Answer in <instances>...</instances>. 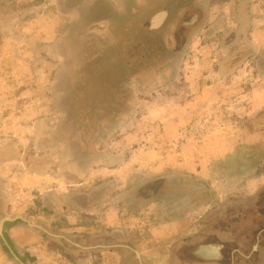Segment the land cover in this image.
Here are the masks:
<instances>
[{
  "label": "rangeland",
  "instance_id": "obj_1",
  "mask_svg": "<svg viewBox=\"0 0 264 264\" xmlns=\"http://www.w3.org/2000/svg\"><path fill=\"white\" fill-rule=\"evenodd\" d=\"M122 1L120 12L109 11L118 19L106 24H98L95 0L0 3V18L17 17L11 26L0 23V30L7 28L0 39V139L16 140L27 158L53 155L63 165L60 170L69 173V178L36 185L31 165L22 162L23 176L7 181L12 183L4 194L9 210L0 213L30 216L48 193L61 207L50 213L51 224V217L66 220L63 228L55 229L76 235L84 213L70 207L67 197L104 186L107 206L91 218L142 220L126 229L148 242L143 248L150 262L166 264L181 238L190 236L195 242L202 229L188 223L211 211L182 216L181 224L171 229L179 236L156 243L162 250H152L149 236L175 217L159 207L134 210L119 204L117 197L138 178L170 173L175 180L209 189L220 204L237 195L234 202L254 200L250 192L264 183V0H206L193 22L188 19L192 27L184 26L183 14L176 17L180 0H141L136 13L128 9L135 3ZM168 8L165 24L154 25ZM33 21L40 32L37 39L34 25L28 24ZM258 25L261 32L254 42L249 33L253 27L259 30ZM134 41L138 50L132 52ZM245 162H252L258 172L240 181L236 191L228 189V173L241 172ZM17 167L11 165V178ZM53 229L49 226L47 232ZM39 244V264H70L72 253L67 258L64 246L44 236L22 249L34 252ZM11 251V258H0V264H20L15 249Z\"/></svg>",
  "mask_w": 264,
  "mask_h": 264
},
{
  "label": "crops",
  "instance_id": "obj_2",
  "mask_svg": "<svg viewBox=\"0 0 264 264\" xmlns=\"http://www.w3.org/2000/svg\"><path fill=\"white\" fill-rule=\"evenodd\" d=\"M24 1L26 4L30 3L32 0H18L17 2H13L11 0H0L1 4H6L11 6L15 3H21L23 4ZM93 0H86V2H92ZM141 0H126L128 3H135L136 6L131 5L128 9H130V12H139V9L137 6H139V2ZM178 0H162L163 3H170ZM180 7H175L174 12L176 14V17L187 16L190 12L195 13L192 7L199 8L203 6V4L206 2V0H184L181 1ZM187 2V4H185ZM95 3H99L98 8V18L99 22L98 24H106L108 21H115L118 19L119 15H117L115 12H109L111 9H116L117 11H121L123 7V1L122 0H95ZM106 4H109L113 6V8H110L108 6L106 8ZM101 5V6H100ZM104 5V6H103ZM126 5V4H125ZM13 6V5H12ZM95 8H91L89 11V15L93 14ZM134 9V10H133ZM166 16L164 17V22L160 23L159 26L162 24L164 25L166 20L170 17V9H165ZM28 13V12H25ZM30 13V12H29ZM242 15L246 19L248 14L245 13V11H242ZM17 18L14 16H2L0 18L1 21L8 22V26H11L12 19ZM84 20V17H82ZM92 21V20H91ZM33 22H28L30 25H34V28L36 29V24H33ZM1 24V26L3 25ZM261 24V23H260ZM13 28V26H12ZM89 28V27H85ZM260 26L258 25V29ZM7 28H1L0 30V39L1 36L6 34ZM36 29L34 32H32V35L36 38L37 35L40 32H37ZM243 32V31H242ZM261 29L257 30V27H253L251 32L249 33L252 35V40L255 42L259 40L257 39V35H260ZM37 39V38H36ZM133 42V41H129ZM130 46H134L132 50L137 51L138 50V43L134 41V43L130 44ZM121 48V47H120ZM257 48V47H255ZM260 49V48H257ZM259 66H262L261 63H259ZM133 75V74H131ZM134 80V79H133ZM136 80V79H135ZM117 89H115L116 91ZM121 92L122 90H118ZM264 95V93H263ZM18 128H20V124L14 125ZM9 126L5 123H2V128L6 130ZM9 129V128H8ZM10 139L8 138H2L0 139V209L1 211L9 210V203L6 197H4V194H6V190H10L12 183H8L7 181L10 179L15 180L14 178L19 175V177L23 176L21 163L23 164H30L31 165V172L33 177L35 178L37 183L36 185L40 184L44 179H53L54 177H68L69 173L60 170L58 163V158L54 157L53 155H46L47 158L45 160L44 157L34 156L33 158L29 157L27 158L26 154L22 153V150L20 149L19 145L17 144L16 140L15 143H10ZM53 144V143H52ZM51 144V145H52ZM26 156V157H25ZM50 157V159H48ZM31 159V160H30ZM54 159V161L52 160ZM74 162V161H72ZM14 165V167H17V173L14 177H10L11 174H13V170L11 169V165ZM69 167V166H68ZM71 171H74V164L70 167ZM62 172V173H61ZM66 172V173H65ZM19 173V174H18ZM64 174V175H63ZM69 178V177H68ZM73 184V183H72ZM74 185V184H73ZM22 185L19 186V188ZM71 188V187H70ZM264 188V183L259 184L258 187H256L253 192H250V195L255 194L259 189ZM109 193L105 190L104 186L99 187H91L88 191L84 192H73L70 194L69 197H67V204H69L70 207L80 209L83 211V215L81 216V221H79L78 232H76V235L71 234L70 232H64L63 229H55V227L63 228L66 224L65 221H61V219H54L51 217V220L53 223L50 222V213L56 214L61 210V207L58 205V200L56 197L51 194H46L43 198H41L42 202L40 204L35 205V212L34 214H31L30 216H17V217H9L8 215H4L0 213V258H6L10 259L11 251L12 249H15L16 254H14L16 260L20 262V264H39L40 260L43 257L42 250L40 249V246L34 247L35 251L32 252L31 249L29 250H23L22 248H26V246H30L33 243H39L42 241V237L44 236L47 238V240H54L59 242L61 247L64 246L66 251L68 252L67 258L70 257L69 253H72V259L70 261V264H111L114 259V264H124L126 257L132 264H153L150 262L146 257V250L144 249V245L147 244V241H144V243L139 239L140 235H136V237H133L129 234L128 229L129 226H139V223L142 220H136L131 221V223H128L125 220L122 219H107V218H91V215L94 213H99L101 210L105 209L107 195ZM42 196L43 194L40 193ZM109 196V195H108ZM39 199V198H38ZM85 211L87 213H85ZM262 211V217L259 218L258 221L249 222L246 226H243L244 229H246L245 232V239L242 242V248L239 249L238 245L239 242H233L230 246L229 252L226 254V259L224 264H264V206L261 208ZM52 216V215H51ZM93 217V216H92ZM107 220H109L110 224H107ZM139 221V222H137ZM257 222V223H256ZM102 223V225H101ZM106 223V224H105ZM143 223V221H142ZM2 224L4 225V233L3 236L1 234V227ZM131 224V225H130ZM145 225V224H142ZM149 225V224H148ZM177 223L174 222H162L158 225L157 234L150 235L149 238H151L150 242L154 243L152 250L158 249L162 250L163 245L158 247L156 243L165 244L167 243L168 239H171L173 237H177L178 234L175 232H172V226H176ZM49 226L54 228L53 230H50L51 232L48 233L47 230L49 229ZM104 227V228H103ZM99 228V230L95 229ZM18 231V232H17ZM21 231V232H20ZM81 231V232H80ZM250 231V233H248ZM18 233V234H16ZM79 233V234H77ZM248 233V234H247ZM179 236V235H178ZM15 237H17L19 240H13ZM4 238V239H3ZM155 239V240H154ZM225 241H230V239L224 238ZM16 243H14V242ZM142 242V244L140 243ZM219 241H213V240H205L203 243H201L200 246L206 245L208 246L207 255L210 258H205L202 255L197 254L196 249L194 256L199 257L196 259L194 256L189 259L188 264H214V261L223 260L224 255L222 254V247L220 250H216L215 245H222L218 243ZM195 243V242H194ZM144 244V245H143ZM198 243L191 244L194 245L193 250H195V245ZM2 245L5 247L3 248ZM14 245H18L20 248L15 247ZM223 246V245H222ZM59 246V250H62ZM144 247V248H143ZM158 247V248H157ZM7 250V251H5ZM151 250V251H152ZM234 251L238 252L235 253ZM11 252V253H10ZM62 252V251H60ZM64 252V251H63ZM216 252H220L221 256L218 257L216 255ZM40 253V255L38 254ZM138 254V255H137ZM175 254V253H173ZM216 255V258L214 256ZM107 258H110L107 262ZM29 261H26V260ZM173 255L171 256L170 260L166 264H183L182 262L176 263L173 261ZM217 261V262H218Z\"/></svg>",
  "mask_w": 264,
  "mask_h": 264
},
{
  "label": "flooded vegetation",
  "instance_id": "obj_3",
  "mask_svg": "<svg viewBox=\"0 0 264 264\" xmlns=\"http://www.w3.org/2000/svg\"><path fill=\"white\" fill-rule=\"evenodd\" d=\"M241 172L228 173L231 177V183L228 185V189L237 190L239 188L240 181L252 178L253 174L258 172L252 162H245L242 166H239ZM250 169V171H248ZM247 170V171H246ZM179 179L180 176H178ZM177 177L170 173L151 175L148 177L138 178L133 186L128 190H124L117 197L119 204L130 205L132 209H147L150 206L159 207V211H163V214L167 216H174V220H167L163 222H176L181 224L182 216L189 214H197L198 211L203 209H209L211 212L206 217L197 216L193 222H189L188 225L201 226L202 229L195 234V250H193L194 242L189 236V239L184 236L179 240V245L173 248V261L182 262L188 264L189 259L194 256L196 249L205 240L219 241L222 244L223 260L214 261V264H224L226 254L230 250V246L233 242H239V249L242 248V242L245 239V232L243 226L249 224V222L258 221L262 216L261 208L264 206V188L259 189L253 197L254 200L234 202L238 196H229L225 199L226 202L220 204L213 198L214 194L209 192V189L198 187L197 184L184 182L182 180H175ZM234 193V192H233ZM210 195V203H207ZM232 197V198H230ZM234 197V198H233ZM233 202H230V201ZM231 210L233 211L231 213ZM194 212V213H192ZM230 212V213H229ZM179 218V219H176ZM162 223V222H161ZM160 223V224H161ZM257 223V222H256ZM250 233V231L248 232ZM247 233V234H248ZM224 238L230 239V241L223 240ZM235 253H238L234 251ZM195 257V256H194ZM199 261V257H195ZM124 264H132L126 257Z\"/></svg>",
  "mask_w": 264,
  "mask_h": 264
},
{
  "label": "water",
  "instance_id": "obj_4",
  "mask_svg": "<svg viewBox=\"0 0 264 264\" xmlns=\"http://www.w3.org/2000/svg\"><path fill=\"white\" fill-rule=\"evenodd\" d=\"M162 18H164L163 16H160V17H156V19L155 20H153V24L154 25H160V22H162ZM4 225L2 224V227H1V234H2V236H3V233H4ZM4 239V238H3ZM222 247V245H215V248H216V250H220V248ZM206 251H208V246H206V245H203V246H200L199 247V249L197 250V254L198 255H202L203 257H207V258H210V257H208L209 255H207V252ZM138 255V254H137ZM216 255L218 256V257H220L221 256V254H220V252H216ZM216 255L214 256V258H216Z\"/></svg>",
  "mask_w": 264,
  "mask_h": 264
},
{
  "label": "trees",
  "instance_id": "obj_5",
  "mask_svg": "<svg viewBox=\"0 0 264 264\" xmlns=\"http://www.w3.org/2000/svg\"><path fill=\"white\" fill-rule=\"evenodd\" d=\"M71 4H72V3H71ZM196 9H197L196 7H192V11H193V10H196ZM194 12H195V11H194ZM194 14H195V13H191V12H190L187 16L184 17V19H186V21L184 22V26H185V27H192V26H193V25H192V22H193V19H194V16H195ZM190 18L192 19V22H191V23L189 22L190 20L188 21V19H190ZM195 19H196V18H195ZM187 21H188V22H187ZM195 23H196V22H195ZM149 25H150V24L147 23L146 26H145L146 29H148V30L150 29V28H149V27H150ZM154 30H155V29H154ZM156 32H157V30H156ZM148 33H149V31H148ZM148 35H150V33H149ZM153 37H154V36H153ZM131 74H132V73H131Z\"/></svg>",
  "mask_w": 264,
  "mask_h": 264
}]
</instances>
